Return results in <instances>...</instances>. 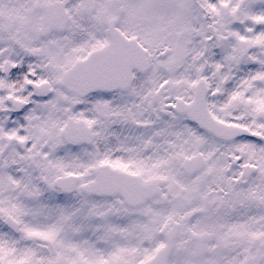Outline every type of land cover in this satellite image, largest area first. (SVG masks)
<instances>
[{
  "label": "snow or ice",
  "instance_id": "6c2138e0",
  "mask_svg": "<svg viewBox=\"0 0 264 264\" xmlns=\"http://www.w3.org/2000/svg\"><path fill=\"white\" fill-rule=\"evenodd\" d=\"M0 264H264V0H0Z\"/></svg>",
  "mask_w": 264,
  "mask_h": 264
}]
</instances>
